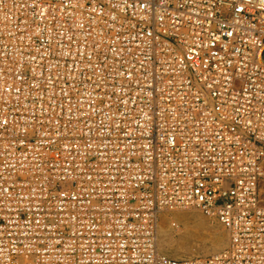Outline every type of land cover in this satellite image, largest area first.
I'll return each mask as SVG.
<instances>
[{"label":"built area","instance_id":"obj_1","mask_svg":"<svg viewBox=\"0 0 264 264\" xmlns=\"http://www.w3.org/2000/svg\"><path fill=\"white\" fill-rule=\"evenodd\" d=\"M0 264H264V0H0Z\"/></svg>","mask_w":264,"mask_h":264},{"label":"rangeland","instance_id":"obj_2","mask_svg":"<svg viewBox=\"0 0 264 264\" xmlns=\"http://www.w3.org/2000/svg\"><path fill=\"white\" fill-rule=\"evenodd\" d=\"M188 208L189 209L177 208L173 210V211L191 210L196 213V216L190 221V225H189V229H191L194 237H192V239L188 241L183 240V242L186 241V244L185 242L181 243L182 241L181 239L175 241L177 247L181 251L182 258L206 257V256L215 254L221 251L222 249H224L229 242V236H228L226 229L223 227V225L215 217L205 215L197 208H194V207H188ZM173 211H170V212H173ZM174 221H175V224H172L174 223ZM169 224L175 230H178V227L179 228L184 227L182 222H180V220L175 217L169 219ZM221 239L224 241V245L218 250H213L214 247L217 245V243ZM159 247L161 249L160 251H162L163 253L171 257H175L173 256V254L170 253L168 249L163 247L160 244V242H159ZM181 247L183 250L181 249Z\"/></svg>","mask_w":264,"mask_h":264},{"label":"bare ground","instance_id":"obj_3","mask_svg":"<svg viewBox=\"0 0 264 264\" xmlns=\"http://www.w3.org/2000/svg\"><path fill=\"white\" fill-rule=\"evenodd\" d=\"M187 209H189V208H187ZM195 216H196V213L191 211V210L173 211V212H170V213L168 212V213L162 214L161 218H160V221H159V224H158V250L159 251L161 250L160 247H159V242H160V244L163 247H165L166 249H168L170 251V253L173 254V256H175L177 258H182L181 251L177 247L175 241L181 239L182 240L181 243L185 242V244H186V241L183 242V240H187L188 241V240L192 239V237H194V235L192 234L191 229H189V225H190V221ZM174 217L179 219L180 222H182V224L184 225V227H180V228L178 227V230H175L169 224V219L174 218ZM178 244H180V243H178ZM223 245H224V241L221 239L217 243V245L214 247L213 250H218ZM181 249H182V247H181ZM160 252H162V251H160ZM186 258H188V257H186Z\"/></svg>","mask_w":264,"mask_h":264}]
</instances>
